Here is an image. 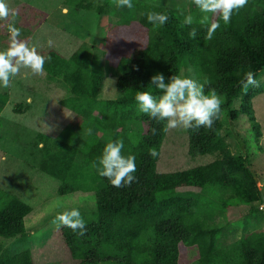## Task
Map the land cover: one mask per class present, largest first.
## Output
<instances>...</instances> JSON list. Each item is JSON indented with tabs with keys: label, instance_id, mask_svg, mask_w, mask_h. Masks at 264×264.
Here are the masks:
<instances>
[{
	"label": "trees",
	"instance_id": "obj_1",
	"mask_svg": "<svg viewBox=\"0 0 264 264\" xmlns=\"http://www.w3.org/2000/svg\"><path fill=\"white\" fill-rule=\"evenodd\" d=\"M73 13L81 9L108 11L121 23L138 22L145 27L147 39L130 55L103 68L97 60L89 61L83 49L70 55L56 49L38 52L51 57L44 64L49 78L62 73L68 94L61 103L94 126L82 144L38 132L42 141L39 168L59 180L58 194L93 191L96 208L81 213L86 232L83 236L61 227L63 240L72 256L70 264H177L180 243L198 254L200 264H264V224L256 210L241 223L244 228L233 239L223 242L219 219L228 205L264 204L258 177L249 154L234 153L222 134L225 118L221 113L211 129L187 130L188 153L191 156L213 154L206 163L180 169L160 171L157 168L161 146L166 134L162 124L139 111L135 95L151 92L155 98L162 93L148 87L150 78L163 73L165 79L178 75L184 60L190 61L198 81H209L207 94L215 89L225 99V115L236 119L239 111L252 115L251 100L264 91L257 73L264 68V0H248L234 12L229 25L219 17L220 28L214 37L205 39L206 27L199 23L202 13L192 0H132V8L116 6V0H65ZM148 12L169 16L161 27L149 24ZM183 12V15H180ZM194 23L184 25L185 16ZM192 28L198 38L189 39ZM253 72L258 86L246 94L240 81ZM105 75L116 77L117 98H98ZM8 94L0 90V112ZM240 109L231 107L233 101ZM25 109L20 103L15 110ZM253 119V117H250ZM157 134L153 135L151 129ZM251 132L258 129L251 127ZM123 139L122 154L134 155L137 177L131 187L116 188L98 174L92 165L102 155L108 142ZM159 155L152 158L148 150ZM32 205L17 194L0 193V264H35L28 247H10L9 237L24 238L25 217ZM259 210V209H257ZM249 227V228H248ZM12 240V239H11Z\"/></svg>",
	"mask_w": 264,
	"mask_h": 264
},
{
	"label": "rangeland",
	"instance_id": "obj_2",
	"mask_svg": "<svg viewBox=\"0 0 264 264\" xmlns=\"http://www.w3.org/2000/svg\"><path fill=\"white\" fill-rule=\"evenodd\" d=\"M5 3L18 11L16 26L21 29L19 39L30 47H36L38 52L56 49L66 56L83 49L88 60H97L101 68L116 63L123 55L132 54L147 39L145 27L136 21L121 23L107 10L81 9L73 13L72 6L65 0H5ZM6 23L0 21V51L5 50L9 43ZM49 40L53 42L52 47L48 46ZM61 76L59 73L49 78L45 71L43 75H33L30 70L21 69L9 88L0 87L8 94L0 112V193L17 194L32 205L31 212L25 217L26 236L4 240H8L6 243L10 247H28L35 264H70L73 258L63 240L61 228L57 229L52 220L73 208L80 213H90L96 208L93 191L58 194L59 180L39 168L42 141L37 136L38 132L82 144L88 133L95 129L76 118L75 113L61 103L69 92ZM179 76L198 81L194 65L187 60L182 63ZM257 78L264 83V68L257 73ZM115 84V76L105 75L98 98H117ZM220 98L221 113L225 118L222 134L234 153L245 150L249 154L258 177V187L264 195V91L252 98V115L239 111L233 120L225 115V99L223 96ZM18 103L26 108L20 112L17 108L15 110ZM231 107L240 109V104L234 100ZM251 127L258 131L251 132ZM214 158L213 154L191 156L187 131L173 129L165 136L157 168L160 171L175 170ZM262 209L264 204L258 201L228 205L219 219L221 241L237 237L244 228L241 221L251 215L252 210L260 216L259 211L264 213ZM260 219L264 224V216ZM179 248L181 254L177 264H200L198 254L191 247L180 243Z\"/></svg>",
	"mask_w": 264,
	"mask_h": 264
},
{
	"label": "clouds",
	"instance_id": "obj_3",
	"mask_svg": "<svg viewBox=\"0 0 264 264\" xmlns=\"http://www.w3.org/2000/svg\"><path fill=\"white\" fill-rule=\"evenodd\" d=\"M194 6L202 13L199 21L201 26L206 27L205 39H212L220 28L218 21H212L211 17H219L225 26L229 25L234 12H239L248 4V0H192ZM116 6L120 8H132V0H116ZM211 14V17L210 15ZM183 15V12H180ZM18 11L10 9L5 0H0V21H6V28L9 34L8 47L0 51V87L9 88L14 77L20 74L21 69L30 70L33 75H43L44 64L51 57H45L38 53L36 47H30L27 42L20 40L21 29L16 26ZM146 18L149 24L154 27L164 26L169 16L159 12H148ZM194 23L192 15L185 16L184 25L191 26ZM198 38L197 29L192 28L189 32V39ZM52 47L53 42L48 41ZM209 81L198 82L194 78L171 75L167 81L163 73H157L150 78L149 86L162 95L157 99L151 92H137L135 101L139 111L148 115L158 124H162L161 132L167 134L173 129L199 130L201 127L211 129L216 119L221 114L222 100L215 89L205 93V86ZM258 86L253 72L245 74L240 81V87L244 94L250 87ZM153 135L157 134L155 128L151 129ZM123 139L108 142L102 155L93 163L98 174L107 178L111 186L123 188L131 187L136 182L137 171L135 156L123 155ZM148 155L156 158L159 153L155 148L148 150ZM264 210V209H262ZM52 224L57 229L67 227L78 235L83 236L86 232V223L76 208L58 214Z\"/></svg>",
	"mask_w": 264,
	"mask_h": 264
},
{
	"label": "water",
	"instance_id": "obj_4",
	"mask_svg": "<svg viewBox=\"0 0 264 264\" xmlns=\"http://www.w3.org/2000/svg\"><path fill=\"white\" fill-rule=\"evenodd\" d=\"M260 193H261L262 199H264V195H263V192H262V191H260Z\"/></svg>",
	"mask_w": 264,
	"mask_h": 264
}]
</instances>
